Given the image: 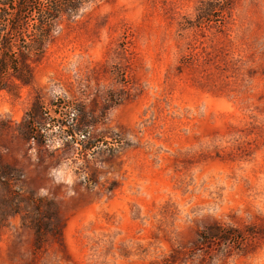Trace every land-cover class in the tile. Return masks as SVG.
Returning <instances> with one entry per match:
<instances>
[{
	"label": "rangeland",
	"instance_id": "374dc122",
	"mask_svg": "<svg viewBox=\"0 0 264 264\" xmlns=\"http://www.w3.org/2000/svg\"><path fill=\"white\" fill-rule=\"evenodd\" d=\"M203 1H88L0 78V264H264V0Z\"/></svg>",
	"mask_w": 264,
	"mask_h": 264
},
{
	"label": "trees",
	"instance_id": "16d2710c",
	"mask_svg": "<svg viewBox=\"0 0 264 264\" xmlns=\"http://www.w3.org/2000/svg\"><path fill=\"white\" fill-rule=\"evenodd\" d=\"M40 9L37 11L35 4L38 0H0V78L10 73L22 83L30 81L31 71L29 60H39L45 53L47 44L53 39L56 21L63 13L73 14L83 3L91 0H39ZM215 0H205L196 8V19L198 23L208 20L211 11L218 10L226 13L228 6L218 7ZM78 117V115H77ZM71 127L72 132H78L87 140L85 128L91 124L80 118ZM82 120V119H81ZM71 136V133L69 134ZM3 169H9L3 166ZM38 200V197H37ZM40 201H47L46 213L51 214L49 205L52 201L41 198ZM36 209L38 207L36 206ZM48 218V216L46 217ZM43 216L33 221L35 232V243L41 241L43 227L48 226ZM54 234H59L58 227H53Z\"/></svg>",
	"mask_w": 264,
	"mask_h": 264
}]
</instances>
